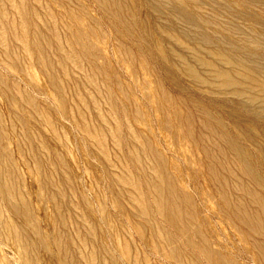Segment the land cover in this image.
<instances>
[{
	"label": "bare ground",
	"instance_id": "bare-ground-1",
	"mask_svg": "<svg viewBox=\"0 0 264 264\" xmlns=\"http://www.w3.org/2000/svg\"><path fill=\"white\" fill-rule=\"evenodd\" d=\"M88 1L108 20L112 40L135 42L131 53L159 69L160 79L121 43L113 48L135 85L140 78L147 84L140 90L152 110L143 111L106 72L108 36L87 15V0H0V264H159L149 256L166 264H239L217 250L180 169L155 148V122L171 133L167 144L178 147L177 156L201 168L216 215L264 264V22L226 17L254 0H209L208 15L199 13L200 0ZM108 79L122 96L119 112ZM163 79L179 101L163 90ZM118 113L128 122L126 140L109 148L123 129ZM62 121L99 162L106 197L91 182L76 183L87 175V153L79 173ZM192 149L198 153L186 159ZM93 190L96 206L87 196Z\"/></svg>",
	"mask_w": 264,
	"mask_h": 264
},
{
	"label": "rangeland",
	"instance_id": "rangeland-1",
	"mask_svg": "<svg viewBox=\"0 0 264 264\" xmlns=\"http://www.w3.org/2000/svg\"><path fill=\"white\" fill-rule=\"evenodd\" d=\"M200 1L202 2V5H201V10L199 11V13H201L203 15L210 14L209 11H207V9H206L207 5L209 3V0H200ZM226 1L229 2V3L234 4L235 1H239V0H226ZM218 2L219 3H221V2L223 3V0H217V3ZM241 5H242V9L240 11L241 14L240 13L239 14L231 13V14L226 15V17L232 16V18L234 17L238 22H241L242 20H244V18H245L244 15L245 14H250V15H255V16L261 18L262 21L264 22V0H254L251 3H245L244 2ZM143 14H145V13L144 12L140 13V15H143ZM87 15L90 16L91 19L97 20L100 23H102L101 24V28L103 29L104 34L106 36H108V38L110 37L109 39L105 38L108 42H107V46H106L107 50L104 51V52H106L110 56L109 63H107L108 64L107 65L108 68H107L106 72L109 75H111L112 73L116 74L118 80H120L123 83L125 89H127V93L130 94L131 100L133 102H136V103L144 105V106H142L143 111L144 110H149V109L152 110L151 106H148L147 104H145L146 102L143 99V95H142V92H141L143 87H145V89L147 88V84H143V81L140 78L139 79L140 82H138V86H136L135 83L133 82V80L130 79V77L128 76L126 67L124 65H122V66L118 65L117 61L114 59V54H113L114 50H113V48L116 47V46L118 47L119 43H121L122 46L125 49H128L130 51V53L135 51L136 43L133 42V41H127V40H124V39H122V40L117 39L119 42H117V40H115V39L112 40L113 38H112V36L110 34V30L108 28V23H107L108 20L102 14H100L97 11H95L88 0H87ZM154 41L155 42H160V39L157 38L156 36H154ZM92 42L96 44V42L94 40ZM110 54H112V55H110ZM97 56H98V54H97ZM132 57H137V56H134L133 53H131V58ZM137 59H140L141 62H143L142 59H144V58H138L137 57ZM144 62L146 63V66H147L146 69H148L149 72H151L152 75H154V76L156 75L155 77L160 79L159 69L154 65L152 60L145 58ZM111 69H113V71ZM136 70H137L139 75L144 76L143 71L138 66H137ZM154 78L151 77L150 79L151 80H155ZM146 81L147 82L149 81L148 78L146 79ZM160 83H161V86L163 87V90L165 92H167L170 96L175 98V100L179 101L178 98H180L181 96L174 90V88L170 85L169 82H167V81H165L163 79V80L160 81ZM114 85H115L114 79L113 80L112 79H108L107 86H109V89H110L111 95H112V103L111 104L113 106V109H115L116 112H119L121 110V106L123 104V100H122V96H121L120 92L117 91L114 88ZM98 87H99V89L103 90L102 81L98 82ZM41 101L44 102V103L48 102V100L46 98H42ZM98 102H99L100 108L103 111L104 110L106 111L108 106L105 104V101L103 99H98ZM117 106H118V108H117ZM180 110H182L183 113L187 112L183 105L181 106ZM94 115H95L94 110L87 111V118H90V117H92ZM152 118H155L154 115H152ZM191 118H192L193 126L195 128V129H193V135L197 137L198 134H199V131L196 128V126H197V118H196V116H192ZM116 120L121 123L120 129L123 128V129H121V132H120L121 137H120V134H119L115 138V140L114 139L112 140V138L108 139L107 145H108L109 148H112V146H110V145H112L113 141L114 142L124 143V141L126 140L125 130H124L125 129V127H124L125 124L128 123L126 121V116L124 114H119L118 113L116 115ZM67 124L68 123L64 122V121L61 122V125L67 130V134H68L69 139L71 140L72 143H75L73 145V148H75V150H76L75 155H76L77 160H78L79 173H80L81 168L84 166L83 163H85V161H86V153H87V169H88L87 170V175L80 173L78 178H77V182L76 183H78V185H81V183L85 182V181H87L88 183L91 182L93 184V186L96 188V190H98L99 193H101V195L103 197H104V195L106 197L107 190H106L105 183L103 184V182H100V179L102 177V172L99 169V162L96 159L93 158V156H92V154H91V152H90V150L88 148H87V151H86V149L83 147V143H82V139H81L80 133L77 132L74 128L71 129L69 124L68 125ZM134 127L136 128V125H133V128ZM153 134H154V136L156 138V140L154 139V143H153L155 148H157V150L159 152L165 151L166 152L165 156L167 157V159L171 160L172 164L174 166H176L178 169H180L181 179L184 181V188H185V190L188 193H190L192 198H194L193 199V205H194L195 211L198 213V217H200L203 220H205L206 221V226L213 231L212 236H213L216 244L219 247V249H217V250L221 251L223 255L231 254V256H233V259L239 264H256V262H255V260L253 258V255H251L246 250V247L243 246V243H241L237 239V237L233 234V230L230 228L228 223L224 219L219 218L216 215V210L214 208V205H215L217 200L214 198V194H213L212 190H208V188L206 187V184H205L204 179H203L204 178L203 172H202L201 168L199 166H193V167L190 166V165L188 166L187 163L185 162V160L182 157H179V155L177 156V152L176 151H177L178 147L175 149L174 145L168 146V144H167V139L171 137V133L170 132L168 133V132H160V131H158L156 122L154 124ZM180 148L183 151L187 150V145L183 144V146H181ZM197 153L198 152H197L196 149H194L192 151V153H190V152L186 153V159L194 156ZM89 158H90V160H89ZM200 158H201V156H200ZM91 162H93V163H91ZM80 164H82V165H80ZM128 167H129L128 169L130 170L132 175L135 178H138L136 173L133 171L132 166H128ZM95 179H97L99 181L96 180V182H95L94 181ZM94 191L95 190L88 191L87 192V196L92 201L93 205L96 206V200L94 198V195H95ZM103 193H104V195H103ZM89 194H90V196H89ZM108 208H107V211H110L109 213H111V214L113 213L112 215H116L115 212L112 211V209L108 210ZM152 214L154 215V213H152ZM211 217H212V219H211ZM119 223L121 225L125 226V228L127 229L128 233H129V236L132 239H134L133 232H131L132 230L129 227V225L125 221H119ZM168 228H169L168 225H164V229L166 231H168L170 233H173L172 230L170 228L169 229ZM190 237H193V235L191 234ZM233 237H234V239H233ZM135 242H136V247L140 251V253L145 254V256L148 257V255L145 253L146 252L145 246H143V244L141 245V243H139L137 241H135ZM141 247H143V248H141ZM188 252L191 253V250H188ZM247 253H248V255H247ZM192 254L195 255V253H192ZM148 259H150L151 263L157 261L159 264H166L165 262L163 263L162 260L156 259V258L151 257V256H149ZM200 262H201V264H204V262H202L201 260H200Z\"/></svg>",
	"mask_w": 264,
	"mask_h": 264
}]
</instances>
